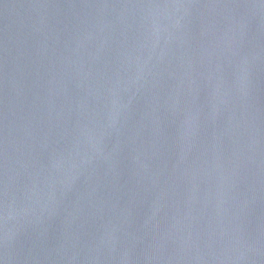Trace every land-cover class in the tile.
Wrapping results in <instances>:
<instances>
[{"label": "water", "instance_id": "water-1", "mask_svg": "<svg viewBox=\"0 0 264 264\" xmlns=\"http://www.w3.org/2000/svg\"><path fill=\"white\" fill-rule=\"evenodd\" d=\"M0 264H264V0H0Z\"/></svg>", "mask_w": 264, "mask_h": 264}]
</instances>
